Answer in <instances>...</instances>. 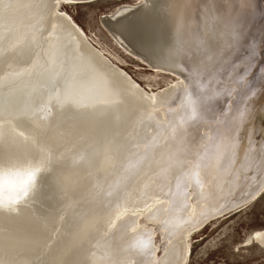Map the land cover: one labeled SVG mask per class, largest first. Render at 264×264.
<instances>
[{
    "label": "bare ground",
    "instance_id": "1",
    "mask_svg": "<svg viewBox=\"0 0 264 264\" xmlns=\"http://www.w3.org/2000/svg\"><path fill=\"white\" fill-rule=\"evenodd\" d=\"M94 1L0 0V169L46 167L26 203L0 210V264H186L194 233L264 192V138L236 142L264 117V78L226 105L250 34L264 39L255 0H138L102 16L125 53L175 77L155 91L61 10ZM251 238L264 246V231Z\"/></svg>",
    "mask_w": 264,
    "mask_h": 264
},
{
    "label": "rangeland",
    "instance_id": "2",
    "mask_svg": "<svg viewBox=\"0 0 264 264\" xmlns=\"http://www.w3.org/2000/svg\"><path fill=\"white\" fill-rule=\"evenodd\" d=\"M137 2L138 0H98L83 4L61 5V10L72 18L93 45L101 49L136 83L146 91H155L175 80V77L168 73L156 72L145 63L125 53L100 22L102 16L113 13L118 6L134 5ZM255 3L258 9L254 16H256L255 21L258 19V23L256 25L254 23L253 29L261 26L262 19H260L261 15L258 14V10H264V0H255ZM259 32L250 34V43L255 42V44L251 47L252 53H250L251 50L246 49V56L249 59L246 63L245 82L233 90L229 96L230 99L228 98L229 101L226 102L227 107H230L228 114L237 106L247 88L251 85L256 89L259 87V82L256 84L255 81L259 77L264 78L262 70L264 68V39L259 41ZM260 90L258 94H264V85ZM257 106L261 107V103L251 106L250 110ZM259 126L264 127V117L261 115L255 117V122L246 127V135L245 133L244 137L239 135L236 142L248 148L254 139L258 146L264 138L263 133L254 134ZM251 127L253 131L249 132ZM248 133L251 135L249 136ZM238 168L242 177L251 173L250 171L246 173L241 166ZM150 227L153 231L154 243L158 246L159 256L163 249L162 233L158 225L150 224ZM260 231H264V192L253 203L211 221L202 230L194 233L190 238L191 253L186 264H264V246L255 243L251 238L254 233Z\"/></svg>",
    "mask_w": 264,
    "mask_h": 264
},
{
    "label": "clouds",
    "instance_id": "3",
    "mask_svg": "<svg viewBox=\"0 0 264 264\" xmlns=\"http://www.w3.org/2000/svg\"><path fill=\"white\" fill-rule=\"evenodd\" d=\"M46 170L43 161H29L22 167L0 169V210L15 209L36 192Z\"/></svg>",
    "mask_w": 264,
    "mask_h": 264
},
{
    "label": "snow or ice",
    "instance_id": "4",
    "mask_svg": "<svg viewBox=\"0 0 264 264\" xmlns=\"http://www.w3.org/2000/svg\"><path fill=\"white\" fill-rule=\"evenodd\" d=\"M151 3H152V0H145V7H146L148 4H151ZM246 6H248V5L246 4ZM142 10H143V9H142ZM125 11H127V10H125ZM258 14H260V15H264V10H258ZM135 15H136V13L133 12V13H132V16H135ZM125 22H126V23H125ZM122 23H125V27H126V28H131V27H133V24H132V22H131L129 16H125V17L123 18Z\"/></svg>",
    "mask_w": 264,
    "mask_h": 264
}]
</instances>
